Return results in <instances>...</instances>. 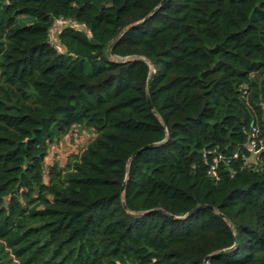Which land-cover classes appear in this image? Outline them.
I'll list each match as a JSON object with an SVG mask.
<instances>
[{"label":"trees","instance_id":"trees-1","mask_svg":"<svg viewBox=\"0 0 264 264\" xmlns=\"http://www.w3.org/2000/svg\"><path fill=\"white\" fill-rule=\"evenodd\" d=\"M0 264H264V0H0Z\"/></svg>","mask_w":264,"mask_h":264},{"label":"rangeland","instance_id":"rangeland-1","mask_svg":"<svg viewBox=\"0 0 264 264\" xmlns=\"http://www.w3.org/2000/svg\"><path fill=\"white\" fill-rule=\"evenodd\" d=\"M92 131L85 127H78L74 131L69 133V137H66L62 142H59L52 151L50 162L58 161L62 162L72 152H78L83 149L86 143L91 139Z\"/></svg>","mask_w":264,"mask_h":264},{"label":"water","instance_id":"water-1","mask_svg":"<svg viewBox=\"0 0 264 264\" xmlns=\"http://www.w3.org/2000/svg\"><path fill=\"white\" fill-rule=\"evenodd\" d=\"M150 14H151V13H150ZM150 14H148L143 20H145L146 18H148V16H150ZM134 24H135V23L130 24L129 26H127L126 28H124V29L119 33L118 37L121 36V35H122L127 29L131 28ZM114 56H115V55H114ZM115 57H116L118 60L121 59L119 56H115ZM148 104H149L150 108L153 110V112L156 113V110L154 109V107H153V105H152V102H151L149 96H148ZM145 147H146V146H144V147L141 148L140 150L144 149ZM140 150H138L137 152H139ZM137 152H136V153H137ZM136 153H134V154H132V155L130 156V158L128 159V165L131 163V161H132V159L134 158V156H135ZM124 188H125V183H124V185H123V189H124ZM123 205H124L125 209L128 210V207H127V205L125 204L124 201H123ZM201 206H202V207L206 206V207H209V208H211V209H214V207H213L212 205H210V204H201V205H199V206H197V207H201ZM169 215H171V216H173V217H177V218H180V217H181V216H179V215H173V214H170V213H169ZM227 220H228V219H227ZM209 257H210V255H208V256L205 257V263L208 262Z\"/></svg>","mask_w":264,"mask_h":264},{"label":"built area","instance_id":"built-area-1","mask_svg":"<svg viewBox=\"0 0 264 264\" xmlns=\"http://www.w3.org/2000/svg\"><path fill=\"white\" fill-rule=\"evenodd\" d=\"M63 20H61V22H62ZM255 146H256V144H255V142H253V145L251 146V148L253 149V148H255Z\"/></svg>","mask_w":264,"mask_h":264}]
</instances>
